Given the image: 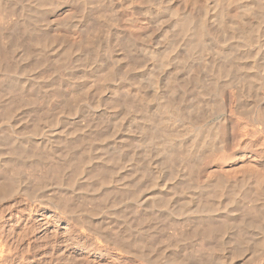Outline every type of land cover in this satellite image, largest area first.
<instances>
[{"label": "rangeland", "instance_id": "374dc122", "mask_svg": "<svg viewBox=\"0 0 264 264\" xmlns=\"http://www.w3.org/2000/svg\"><path fill=\"white\" fill-rule=\"evenodd\" d=\"M263 1L0 0V262L264 264Z\"/></svg>", "mask_w": 264, "mask_h": 264}, {"label": "bare ground", "instance_id": "6f19581e", "mask_svg": "<svg viewBox=\"0 0 264 264\" xmlns=\"http://www.w3.org/2000/svg\"><path fill=\"white\" fill-rule=\"evenodd\" d=\"M233 1H234V0H233ZM237 1H238V0H237ZM224 2H225V1L221 2V6H223L222 3H224ZM263 2H264V1H263ZM226 3H227V2H226ZM227 4H228V3H227ZM230 4H231V3H230ZM230 4H229V5H230ZM37 5H38V4H37ZM40 5H41V4H40ZM43 5H44V3H43ZM263 5H264V3H263ZM263 5H262V9H264V6H263ZM44 6H45V5H44ZM200 6H201V5H200ZM219 6H220V5H219ZM48 7H49V6H48ZM259 7H261V6H259ZM39 8H40V7H39ZM50 8H51V7H50ZM229 8H230V7H229ZM79 9H80V8H79ZM225 9H226V8H225ZM257 9H258V8H257ZM50 10H51V9H50ZM79 11H80V10H79ZM47 12H49V11H47ZM259 12H260V10H259ZM261 12H262V15H264V14H263V11H261ZM261 12H260V13H261ZM41 13H42V12H41ZM184 15H185V14H184ZM186 16H188V15H186ZM184 17H185V16H184ZM184 17H183V18H184ZM260 17L264 18L263 16H260ZM194 18H195V17H194ZM184 19H185V18H184ZM189 20H191V19H189ZM239 20H242V19H239ZM261 20H262V19H261ZM263 20H264V19H263ZM185 25H187V24H185ZM240 28H241V27H240ZM241 29H242V28H241ZM245 29H246V28H245ZM18 30H19V29H18ZM212 30H213V29H212ZM237 30H238V29H237ZM239 30H240V29H239ZM15 31H16V30H15ZM235 31H236V30H235ZM243 31H244V30H243ZM16 32H17V31H16ZM246 32H247V31H246ZM247 34H248V33H247ZM87 35L89 36V34H87ZM41 36H42V35H41ZM88 36H86V37H88ZM21 37H22V36H21ZM89 37H90V36H89ZM200 37H201V36H200ZM202 37H203V36H202ZM23 38H24V37H23ZM45 38H46V37H45ZM27 39H28V38H27ZM88 39H89V38H88ZM92 39H93V38H92ZM92 39H91V40H92ZM29 40H31V39H29ZM34 40H35V39H34ZM12 41H13V40H12ZM196 41H197V40H196ZM200 41H201V40H200ZM91 42H92V41H91ZM91 42H89V44H90ZM202 42H203V39H202ZM189 43H190V42H189ZM192 43H193V42H192ZM199 43H200V42H199ZM14 44H15V43H14ZM85 44H86V43H85ZM200 44H201V43H200ZM22 45H23V44H22ZM15 46H16V44H15ZM35 46H36V45H35ZM198 46H199V45H198ZM3 47H4V46H3ZM196 47H197V46H196ZM7 48H8V47H7ZM17 48H18V47H17ZM20 48H21V47H20ZM22 48H23V47H22ZM32 48H33V47H32ZM204 48H205V47H204ZM85 49H86V48H85ZM6 50H7V49H6ZM7 51H8V50H7ZM10 51H11V50H10ZM31 52H32V51H31ZM25 53H26V52H25ZM87 53H88V52H87ZM30 54H31V53H30ZM33 54H34V53H33ZM5 55H6V54H5L4 50L0 49V59H1V60H4V59H2V58H4ZM28 55H29V54H28ZM89 55H90V54H89ZM9 56H10V55H9ZM10 57H12V56H10ZM6 58H7V55H6ZM6 58H5V59H6ZM13 58H14V57H13ZM14 59H15V58H14ZM238 59H239V58H238ZM7 61H8V60H7ZM2 62H3V61H2ZM5 62H6V61H5ZM5 62H4V63H5ZM219 62H220V61H219ZM235 62H236V61H235ZM10 63H11V62H10ZM66 63H67V61H66ZM228 63H229V62H228ZM241 64H242V63H241ZM4 65H5V64H4ZM10 65H11V64H10ZM13 65H14V64H13ZM228 65H229V64H228ZM230 65H231V64H230ZM230 65H229V67H230ZM221 66H222V65H221ZM6 67H7V66H6ZM226 67H227V66H226ZM239 67H240V66H239ZM222 68H223V67H222ZM222 68H221V69H222ZM10 69H11V68H10ZM13 69H14V68H13ZM227 69H228V67H227ZM227 69H226V70H227ZM236 69H238L237 66H236ZM58 70H59V69H58ZM228 70H229V69H228ZM238 70H239V69H238ZM213 71H215V70H213ZM224 71H225V70H224ZM229 71H230V70H229ZM236 71H237V70H236ZM240 71H241V70H240ZM6 72H7V71H6ZM224 73H225V72H224ZM232 73H233V72H232ZM228 74H230V73H228ZM228 74H227V75H228ZM230 75H231V74H230ZM235 75H236V74H235ZM4 76H5V75H4ZM228 76H229V75H228ZM233 76H234V75H233ZM263 78H264V77H263ZM185 81H186V80H185ZM251 81H252V80H251ZM12 82H13V81H12ZM14 83H15V82H14ZM182 83H183V82H182ZM188 83H189V82H188ZM186 84H187V83H186ZM174 85H175V84H174ZM169 86H170V85H169ZM172 86H173V85H172ZM184 86H185V85H184ZM187 86H188V85H187ZM170 87H171V86H170ZM181 87H183V86H181ZM185 87H186V86H185ZM12 88H13V87H12ZM15 88H16V87H15ZM18 88H19V87H18ZM183 88H184V87H183ZM169 89H170V88H169ZM170 91H171V89H170ZM28 92H29V91H28ZM24 95H25V94H24ZM28 95H29V93H28ZM26 96H27V95H26ZM18 97H19V96H18ZM16 98H17V96H16ZM26 100H27V99H26ZM33 100H34V99H33ZM29 101H31V100H29ZM115 102H116V101H115ZM168 102H169V100H168ZM20 103H21V102H20ZM20 103H19V104H20ZM166 103H167V101H166ZM14 104H15V103H14ZM172 104H173V103H172ZM39 105H40V104H39ZM43 105H44V104H43ZM43 105H42V106H43ZM167 105H168V104H167ZM28 106H29V105H28ZM170 106H171V105H170ZM163 107H165V106L163 105ZM171 107H172V106H171ZM258 108H260V107H258ZM172 109H173V111L176 110V109H174V107H173ZM179 109H180V108H179ZM179 109H178V110H179ZM167 110H169V107L167 108ZM167 110H166V107H165V111H167ZM180 110H181V109H180ZM218 110H219V108H218ZM173 111H171V112H173ZM176 111H177V110H176ZM168 112H169V111H168ZM168 112H166V114H167ZM171 112H170V113H171ZM178 112H179V111H177L176 113H178ZM217 112H218V111H217ZM41 113H42V112H41ZM170 113H169V114H170ZM181 113H182V112H181ZM38 114H39V113H38ZM197 114H198V113H197ZM256 114H258V115H257V121H256V122H261V123L264 124V109H263V107H262V109L260 108V109L258 110V113H256ZM44 115H45V114H44ZM167 115H168V114H167ZM174 115H175V114H174ZM174 115H173V113L170 114V116H174ZM176 115H177V114H176ZM181 115H182V114H181ZM183 115H184V114H183ZM199 116H200V115H199ZM174 117H176V118L178 119L177 116H174ZM174 117H173V118H174ZM185 117H186V116H185ZM170 118H171V117H170ZM170 118H168V119H170ZM176 118H175V119H176ZM182 118H183V116H182ZM186 118H187V117H186ZM200 118H202V117L200 116ZM177 119H176V120H177ZM176 120H175V121H176ZM199 120H200V119H199L198 116H194V117H192V118H189V116H188V119L185 120V122L183 123L185 131H186V132H189L188 130H193V129H194V126H196V129H195V130H197L198 123L201 122V121L199 122ZM164 121H165V120H164ZM166 121H167V119H166ZM179 121H180V120H179ZM36 122H37V121H36ZM169 122L171 123L172 120H170ZM173 122H174V121H173ZM170 123H169V124H170ZM36 125H37V124H36ZM256 125H257V124H256ZM167 126H168V125H167ZM169 126H170V125H169ZM261 126H262V125H261ZM160 128H161V127H160ZM164 128H165V127H164ZM182 128H183V126H182ZM200 128H202V127H200ZM263 128H264V125H263ZM198 129H199V126H198ZM167 130H168V129H167ZM195 130H193V131L196 132ZM199 130H200V129H199ZM199 130H198V131H199ZM258 130H259V129H258ZM165 131H166V130H165ZM181 131H182V130H181ZM193 131H192V132H193ZM217 131H218V130H217ZM162 132H163V131H162ZM182 132H183V131H182ZM199 133H200V132H199ZM199 133H198V134H199ZM161 134H162V133H161ZM178 134L180 135V132H179ZM181 134H182V133H181ZM194 134H195V133H194ZM196 134H197V132H196ZM167 135H168V134H167ZM167 135H166V137H167ZM163 136H164V135H163ZM174 136H175V135H174ZM201 136H202V132H201ZM168 138H169V136H168ZM198 141H199V140H198ZM196 143H197V142H196ZM11 145H12V144H11ZM7 148H8V147H7ZM9 148H10V147H9ZM16 149H17V147H16ZM9 150H10V149H9ZM9 150H7V151H9ZM11 152H13V151H11ZM15 152H16V151H15ZM19 152H20V151H19ZM1 153H2V152H1ZM2 154H3V153H2ZM12 154H13V153H12ZM9 155H11V154H9ZM13 155H14V154H13ZM19 155H20V154H19ZM1 156H2V155H1ZM6 156H7V155H6ZM17 156H18V155H17ZM12 157H13V156H12ZM4 158L6 159V157H4ZM4 158H3V159H4ZM8 158H9V157H7V159H8ZM9 159L12 160V159H15V158L13 157V158L11 159V157H10ZM16 159H18V158H16ZM5 161H6V160H5ZM8 161H9V160H8ZM15 161H16V160H15ZM22 161H23V160H22ZM19 162H20V161H19ZM23 162H24V161H23ZM14 163H15V162H14ZM15 165H16V164H15ZM193 169H194V168H193ZM61 171H62V170H61ZM189 173H190V172H189ZM4 176H5V175H4ZM10 176H11V175H10ZM194 176H195V175H194ZM197 176H198V175H197ZM7 179H8V178H7ZM7 179H6V180H7ZM194 180H195V179H194ZM4 181H5V180H4ZM8 182H9V181H7V183H8ZM1 183H2V182H1ZM11 184H12V183H11ZM15 184H16V183H15ZM9 185H10V184H9ZM16 186H17V185H16ZM225 186H226V185H225ZM10 188H11V187H10ZM10 188H9V189H10ZM12 188H14V187H12ZM12 188H11V189H12ZM16 188H17V187H16ZM216 188H217V187H216ZM15 190H16V189H15ZM1 191H2V190H1ZM6 192H7V191H6ZM8 193H9V192H8ZM215 193H216V192H215ZM6 194H7V193H6ZM3 195H4V194H3ZM224 198H225V197H224ZM62 201H63V200H62ZM64 201H65V200H64ZM76 203H77V202H76ZM62 204H63V202H62ZM66 206H67V205H66ZM66 206H65V208H66ZM62 207H64V206L62 205ZM199 207H200V206H199ZM204 207H205V206H204ZM252 217H253V216H252ZM258 217H259V216H258ZM1 218H2V217H1ZM261 218H262V217H261ZM261 220H262V219H261ZM263 222H264V221H263ZM209 223H210V222H209ZM209 223H208V224H209ZM215 223H216V222H215ZM205 224H206V223H205ZM205 224H204V225H205ZM211 225H212V223H211ZM213 225H215V224H213ZM195 226H196V225H195ZM200 226H201V225H200ZM204 227H205V226H204ZM206 227H207V226H206ZM194 228H195V227H194ZM209 228H210V227L208 226V228H206V230L209 231V230H210ZM67 229H68V228H67ZM195 229H196V228H195ZM201 229H202V227H201ZM192 230H193V229H192ZM204 230H205V229H204ZM69 232H70V229H69ZM60 233H61V232H60ZM67 233H68V232H67ZM76 233H77V232H76ZM117 233H118V232H117ZM120 234H121V233H120ZM120 234H119V235H120ZM127 234H128V233H127ZM203 234H204V233H203ZM207 234H208V233H207ZM210 234H211V233H210ZM70 235H71V234H70ZM70 235H69V236H70ZM130 236H131V235H130ZM2 238H3V237H2ZM69 238H71V237H69ZM119 238H120V236H119ZM68 240H69V239H68ZM71 240H72V239H71ZM120 240H121V239H120ZM0 241H1V240H0ZM122 241H123V240H122ZM124 241H126V240H124ZM71 242H72V241H71ZM123 243H124V242H123ZM127 244H128V243H127ZM242 244H244V243H242ZM123 245H124V244H123ZM125 245H126V244H125ZM129 245H130V244H129ZM19 247H20V246H19ZM65 247H66V246H65ZM65 247H62V248H65ZM1 248H2V247H1ZM47 248H48V247H47ZM38 249H39V248H38ZM70 250H71V249H70ZM73 250H74V249H73ZM38 251H39V250H38ZM62 252H63V251H62ZM62 252H61V253H62ZM61 253H60V252H56V253H54V255H56L55 257H56L57 260H59L60 258H64V257H62V254H63V253H62V254H61ZM1 254H2V253H1ZM51 254H53V253H51ZM9 255H10V254H9ZM63 255H65V254H63ZM68 255H70V254H68ZM68 255H65V256H68ZM73 255H75V254H73ZM202 255H203V254H202ZM0 256H1V255H0ZM30 256H31V254H30ZM51 257H52V256H51ZM51 257L49 258V260H52V259H53V258L51 259ZM55 257H54V258H55ZM69 257H70V256H69ZM69 257H68V258H69ZM72 257H74V256H72ZM65 258H66V257H65ZM43 259H44V258H43ZM36 260L38 261V259H36ZM45 260H46V259H45ZM62 260H63V259H62ZM68 260H69V259H68ZM70 260H71V259H70ZM82 260H83V259H82ZM87 260H89V259H87ZM148 260H149V259H148ZM40 261H41V260H40ZM40 261H39L38 263H40ZM42 261H43V260H42ZM60 261H61V260H60ZM73 261L75 262V260H73ZM73 261L71 260V261H68V262L70 263V262H73ZM127 261H128V260H127ZM145 261H146V259H145ZM18 262H19V261H18ZM18 262H17V263L14 262V264H18ZM47 262H48V261H47ZM47 262H46V264H51V263H50L51 261H50L49 263H47ZM54 262H55V260H54ZM56 262H57V261H56ZM68 262L63 261V262H59V264H69ZM76 262H77V261H76ZM83 262H84V261H83ZM20 263H21V262H20ZM136 263H137V262H136ZM154 263H155V262H154ZM154 263H153V264H154ZM156 263H157V262H156ZM0 264H4V263H3V262H2V263L0 262ZM23 264H28V263H23ZM30 264H34V263H30ZM44 264H45V262H44ZM52 264H53V263H52ZM56 264H57V263H56ZM123 264H124V263H123Z\"/></svg>", "mask_w": 264, "mask_h": 264}]
</instances>
